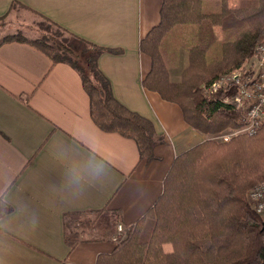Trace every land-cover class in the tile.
I'll return each instance as SVG.
<instances>
[{
  "label": "crops",
  "instance_id": "1",
  "mask_svg": "<svg viewBox=\"0 0 264 264\" xmlns=\"http://www.w3.org/2000/svg\"><path fill=\"white\" fill-rule=\"evenodd\" d=\"M159 9L160 0H0V16L28 12L107 49L98 66L114 97L162 138L154 159H140L133 139L93 122L72 66L53 63L30 42L0 44V192L13 207L0 218V264H95L115 243L107 235L71 249L64 214L106 207L119 214L117 223L134 224L161 194L175 156L208 138L176 103L141 83L150 58L139 41L158 23ZM97 164L103 172L95 178Z\"/></svg>",
  "mask_w": 264,
  "mask_h": 264
},
{
  "label": "trees",
  "instance_id": "2",
  "mask_svg": "<svg viewBox=\"0 0 264 264\" xmlns=\"http://www.w3.org/2000/svg\"><path fill=\"white\" fill-rule=\"evenodd\" d=\"M6 17L0 16V30ZM8 41L30 42L53 63L72 66L88 94L93 122L133 139L140 159H154L162 138L150 120L114 97L98 66L107 49L46 19L38 36L8 34L0 44ZM169 41L187 51L178 81L171 79L164 57ZM262 42L264 0H160L158 23L139 41V50L150 58L141 83L176 103L185 122L208 138L175 156L154 204L124 226L113 250L99 253L95 264H264V216L253 210L248 197V190L264 180V126L217 142L212 136L239 128L243 116L226 87L203 92V85L221 74L246 69ZM12 210L0 195V218ZM118 218L106 207L64 214L65 240L72 249L111 236ZM167 243L170 251L163 248Z\"/></svg>",
  "mask_w": 264,
  "mask_h": 264
},
{
  "label": "built area",
  "instance_id": "3",
  "mask_svg": "<svg viewBox=\"0 0 264 264\" xmlns=\"http://www.w3.org/2000/svg\"><path fill=\"white\" fill-rule=\"evenodd\" d=\"M253 53V59L246 69L221 74L211 83L203 85L205 93L226 87L232 97V104L243 116L244 123L239 128L227 129L212 136L217 142L229 141L239 133H254L264 126V42L258 43ZM248 191L253 210L264 216V180ZM123 230L124 226L118 222L110 239L119 241Z\"/></svg>",
  "mask_w": 264,
  "mask_h": 264
},
{
  "label": "rangeland",
  "instance_id": "4",
  "mask_svg": "<svg viewBox=\"0 0 264 264\" xmlns=\"http://www.w3.org/2000/svg\"><path fill=\"white\" fill-rule=\"evenodd\" d=\"M246 4H254V1H248ZM20 16V19H14L12 14L6 17L5 20L7 24L4 25V29L0 30V39L8 34H20L26 38H34L39 35V24L42 22V19L28 12H24ZM173 43V41L164 43V57H166L169 66L168 69L170 71L171 79L173 81H178L181 70L187 65L188 58L186 56L187 51L175 46ZM100 240L108 239L105 237ZM163 248L165 251H170L171 245L168 243L164 244Z\"/></svg>",
  "mask_w": 264,
  "mask_h": 264
},
{
  "label": "clouds",
  "instance_id": "5",
  "mask_svg": "<svg viewBox=\"0 0 264 264\" xmlns=\"http://www.w3.org/2000/svg\"><path fill=\"white\" fill-rule=\"evenodd\" d=\"M103 172V168L101 166V164H97L95 165L92 169H91V175L95 178H98ZM75 181L78 183L81 179V177L79 175L74 177ZM3 193L0 192V195H2ZM39 226V221L38 220H34L33 221V228L34 230Z\"/></svg>",
  "mask_w": 264,
  "mask_h": 264
},
{
  "label": "water",
  "instance_id": "6",
  "mask_svg": "<svg viewBox=\"0 0 264 264\" xmlns=\"http://www.w3.org/2000/svg\"><path fill=\"white\" fill-rule=\"evenodd\" d=\"M263 227H264V224H263Z\"/></svg>",
  "mask_w": 264,
  "mask_h": 264
}]
</instances>
